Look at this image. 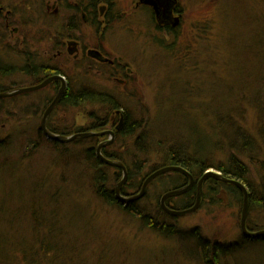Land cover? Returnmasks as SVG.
<instances>
[{"label":"rangeland","instance_id":"rangeland-1","mask_svg":"<svg viewBox=\"0 0 264 264\" xmlns=\"http://www.w3.org/2000/svg\"><path fill=\"white\" fill-rule=\"evenodd\" d=\"M88 1L0 0V6L4 9L0 16V33L7 25L9 31L14 30L16 41V46L8 49L0 42V69L10 72L9 76H0V85H26L29 77L23 70H28L30 74L38 68L54 67L60 68L62 75L70 78L75 91L86 86L88 89L95 88L102 102H85L76 108L61 107L55 125L69 127L72 131L81 128L84 131L82 133H114L113 137L107 134L94 136L97 141L92 144L96 147L111 142L106 146L107 150L120 155L127 165L131 162L130 156L136 157L139 153L134 146L135 135L130 138L119 134L120 130L116 132L111 127L99 128L100 125L99 129H90L97 120L111 118L105 110L111 104L131 105L133 109L128 111L130 122L131 117L140 123L146 122L147 131L153 138L152 142H148L151 148L146 155L147 160L141 164V175L163 165L165 157L161 154L162 150L156 147V140L162 134L175 133L173 122L185 119L181 118V113L186 112L187 118L196 120L200 113L208 111L223 108L231 112L238 101L242 102L235 96H247L251 90L255 92L260 88L258 83L260 77L264 76V63L257 58L251 46L258 32L264 44V0H176L174 4L182 9V18L177 25V32L170 35L153 29L146 11L132 10L136 0H113L117 14L114 13L115 21L105 32L100 25L96 24L95 29L86 25L79 14L76 36L82 46L92 49L95 43H100L111 57L123 63L124 87L113 81L109 68H95L88 59H74L67 53L65 44L68 35L72 34L67 28L73 16L71 5H87ZM54 2L59 5V15L46 11V5ZM90 3L94 1L90 0ZM97 29L102 31L97 32ZM11 42L14 43V40ZM251 50L255 52L253 56ZM58 52L63 54L56 57ZM43 93L40 97L22 95L0 103V142L7 144L3 146L5 151L0 148V166H4V158L9 163L7 167H0V206L4 209L20 207L28 210L32 199L40 196L41 192L38 191H45L46 200L58 192L60 196L57 197L59 203L56 214L59 211L65 217L62 224L68 227L65 231L61 226L62 232H57L66 233L67 243L71 244L68 252L85 258V264H197L185 240L177 237L166 239L135 217L120 212L93 194V180L97 178V173L79 158V154L82 155L83 149L90 144L82 142L69 145L67 155L55 157L48 143L41 139L37 140L41 146L32 152L31 147L38 136L37 129L42 118L39 114L41 100L54 95L50 90ZM242 105L237 118L250 128V132H254V106L245 102ZM34 109H37L36 114H33ZM176 113L180 117L174 116ZM208 117H200L197 126L201 129L207 128L208 124L217 126L215 118ZM219 128L221 131L223 127ZM186 130L190 131L189 128ZM214 133L216 136L217 130ZM257 162L252 160L249 167L254 185L258 182L255 172L259 164ZM100 169L108 185L114 184L116 187L123 177L120 168ZM117 169L120 172L115 176ZM125 169L127 171V167ZM210 170L215 171L214 168ZM115 178L119 180L117 183ZM150 183L148 189L146 187L147 192L145 190L146 197L143 195L136 200L141 210L145 207L153 209L155 198L166 193L165 190H173L178 180L162 176ZM127 190L130 194L135 191ZM217 196L221 199L220 206L214 205L209 197L201 196L199 208L194 213L176 217L171 221L172 224L182 231L198 229L210 239L224 242L237 240L241 210L238 211L236 202L226 194ZM215 199L216 196L213 201ZM56 205L57 202L53 203L54 207ZM19 218L22 223V230L19 231L21 239L31 241L35 231L27 226V215H20ZM13 232L12 228L4 229L6 235ZM39 233L43 235V230ZM260 255L264 258L263 254ZM247 261L249 264H264V259L256 260L253 256Z\"/></svg>","mask_w":264,"mask_h":264},{"label":"trees","instance_id":"trees-1","mask_svg":"<svg viewBox=\"0 0 264 264\" xmlns=\"http://www.w3.org/2000/svg\"><path fill=\"white\" fill-rule=\"evenodd\" d=\"M0 37H4V34L0 33ZM253 39L254 45H256L257 48L254 45L250 46L255 50L257 58L264 63V44L261 42V34L259 32L256 33ZM5 49L8 48L5 47ZM253 50H251L252 56L254 55ZM50 69L51 68L48 67L36 69L35 73H30V75H34V80L29 79L26 85L12 84L7 87L0 85V93L26 88L32 85L37 79L42 82L49 77ZM23 73L29 74L28 70H23ZM9 75V71L4 68L0 69V76ZM258 84L260 86L258 91L252 92L251 90V92H248L247 96L243 94L235 96L242 99V102L238 101V104L234 106L232 105L231 112L229 110L224 111L223 108L222 110L208 111L200 113L196 120H193V117H188V120V114L186 112L181 113V118L184 117L185 119L178 120L172 124L174 125V129L179 131H175L174 134H162L161 137L156 140V147L162 150L161 154L165 157L163 165L159 168L151 169L144 175H141V164H144L145 160H147L146 155L151 148L148 142H152L151 140L153 139L152 135L150 137V133L147 131L148 124L146 122L140 123L136 118L134 120L131 116L132 121L130 122L128 111L132 110L133 107L131 105H117L116 108H122L125 114L119 134L130 138L135 135L134 146L139 150L136 157L135 155L130 156L131 162L127 165L123 163L120 155L109 152L107 147L102 149V154L106 158L121 161L125 167H127L128 179L124 186L125 188L123 187L120 191L121 194L124 195L129 193L125 191L126 189L135 190L132 194H137L146 177L165 166L182 168L195 180H198L205 172L214 168L215 171L221 173L224 177L238 181L247 188L249 192V210L246 220V229L250 232L264 230V76L260 77ZM71 85L72 83L70 82L67 90L63 93L61 99L50 113L46 122L47 129L56 135L70 136L84 132L81 128L72 131L69 127H59L58 125H55L57 113L61 107L76 108L81 103L85 102H102L101 97L90 92L91 89H88V86L75 91L74 87ZM54 91L52 97L41 100L40 105H42V108L39 111L41 116L53 101L58 88H55ZM22 95L25 97H31V95L28 96L26 94H21L11 98L0 99V103L11 101ZM243 102L254 106L256 112L254 113L253 123V128L255 129L254 132H250V128L242 124L237 118V115H239L238 112L243 108ZM221 106L224 107L223 105ZM1 108L2 106L0 105V109ZM36 110L37 109L33 110V114L37 113ZM6 113L12 115L9 111H6ZM176 114L177 115L174 116L180 117L178 113ZM205 115L210 118H215L217 126H209L208 124L207 128L202 129L200 126H197V120L200 117H205ZM8 118H10V116ZM102 123L103 118L101 121L97 120L96 123L92 124L90 130L98 129V126ZM221 126L223 128L220 131L219 127ZM187 128H189L190 131H187ZM216 130L218 134L215 136L214 132ZM37 133L38 136L35 139V142H33V144L31 142L33 145L31 147L33 153L39 148V146H41L38 145L40 143L37 142V140L41 141V139L48 143L50 151L54 156L67 155V147L69 145H77V143L82 142L90 144L83 149L82 155L79 154V158L89 166L90 170L95 169L94 172L97 173V178L93 180V194L97 198L99 197L101 200L105 201L108 205H113L120 212L135 217L141 221L144 226H147L150 230L158 233V235H161L166 239H176L177 237V239L185 240L187 249L189 248L192 253L191 256L195 259L194 263L249 264L250 262L248 263L247 260L250 256H253L256 260L264 259L260 255H264V236L254 239L246 238L240 231L237 240L233 242H224L218 239L205 237L195 228L185 231L180 230L179 227L171 222L176 217L166 214L160 206L159 201L163 194L155 198L153 209L145 207V209L143 208L141 210L137 207V201L128 203L133 204L132 206L124 204L127 207H122V204L115 199L114 184L113 186L108 185V182L102 177L103 175L100 167L109 166L102 163L96 156L95 149L97 145L95 147V144L94 146L92 144L97 141L96 137L78 138L69 143H59L57 141L48 140L43 132L39 130V126ZM4 145L7 144H4V142L1 141L0 148L3 151L6 150L3 147ZM67 157L68 156H66V158ZM4 159L5 160L2 161V165L4 166L0 167H7V165H9L7 159ZM254 159L259 163L255 170L256 177H258V182H256L255 185L249 170L250 163ZM161 176L175 177L178 180L179 185L187 180V178L181 173L172 172L160 175L152 182L156 181ZM118 181L119 180L115 178V183ZM151 184L152 183H150V185ZM178 184L174 186L175 188L177 187L176 189L181 187V185L177 186ZM38 192H41L40 196H36L32 199L31 206L28 210H23L20 207H17L16 209H4L0 206V264H85V258L82 257L81 259L80 255H76L71 251L68 252V248L71 244L67 243L66 233L57 232V230L62 232L60 229L61 226H63L65 231L68 227L67 224H62L64 223L63 221H65V217L61 216L59 211L58 214H56L59 203L57 197L60 195L58 192L54 194L51 192L52 195H50V199L46 200V196L44 195L45 191ZM220 193L226 194L231 200L235 201L238 205V211L240 212L242 207L241 192L234 185L223 183L214 178H207L204 182L203 196H207V198L209 197V200L214 205L220 206L221 199L217 196ZM215 196L216 199L213 201ZM178 199L182 200L173 202L172 199H170L167 200L165 204L172 210L188 209L192 207L196 201V191H189ZM55 202H57V205L54 207L53 203ZM24 214L27 215V219L25 220L27 226L31 231H35L32 240L28 242L23 241L19 235V231L22 230V223L20 222L19 217ZM5 228L9 230L12 228L14 232L10 235H6L4 234ZM42 230L44 236L39 233ZM19 259L21 261H19Z\"/></svg>","mask_w":264,"mask_h":264},{"label":"flooded vegetation","instance_id":"flooded-vegetation-1","mask_svg":"<svg viewBox=\"0 0 264 264\" xmlns=\"http://www.w3.org/2000/svg\"><path fill=\"white\" fill-rule=\"evenodd\" d=\"M93 1H94V3H90V0H89L87 5H85L84 3L83 4L82 3H77V4L73 3V5H71V8H72L71 13L73 14V16L71 17L70 22L67 23V28L70 31H72V34L68 35V38H67V41L65 44L66 49H67V53L69 55H72L74 59H77L80 57L88 59L91 62L92 66L95 68L97 66H99V67L103 66V67L109 68L111 70L110 76H112L113 81L115 83H117L119 86L124 87L126 82L123 80L125 77V72L123 70L125 66L123 65V63H120L117 60V58L111 57L105 51L104 46L100 43L99 44L95 43V45L92 49H86V47L82 46L79 38L76 36V31L78 30L77 21L79 18V14H80V19H82L86 25H90V27L92 29L97 28L96 24L100 25L101 29L104 30L103 32L108 30V27L111 25L112 21H115L114 13L117 14V11H114V8L116 6L115 1H113V0H93ZM159 1L160 2L158 3V10H157L158 13L154 10V8L152 6L141 3L140 0H136L135 2H133L131 8H132V10H135V11H146L148 14V17H149V22L152 23L153 29H155L159 32L163 31L165 33H168L169 35L176 33L177 32V26H175L176 19H178L179 23L181 22L182 9L179 8V6L177 4H174L176 0H159ZM49 3L46 5V11L48 13L52 12L53 14L59 15L60 14V8L58 7L59 5H57V3H55V2L52 5H49ZM96 4H97V7H96ZM3 10H4L3 7L0 6V16L2 15ZM122 14L124 16L123 12H122ZM8 29L9 28L6 25L3 28V31H5V32L1 31V33L4 34V37H2V38L0 37V42H2V45L5 46L6 48H11L12 46H16V43H15L16 41L14 39L15 38L14 30L9 31ZM127 29L129 30V27ZM99 30L100 29H97V32H99ZM102 30H100V31H102ZM6 33L9 34L10 37ZM11 40L12 41L14 40V43H12ZM7 42H8V44H6ZM9 42H10V44H9ZM62 54H63L62 52H58L56 57H60ZM48 68H51L50 69V75L58 76L64 80V83L66 84V88H65V91H66L68 85L71 82L70 78L67 79V77L63 76L60 68H54V67H48ZM28 79L34 80V75L30 76ZM44 81H46V80H44ZM44 81L41 82V81H39V79H37L35 82L32 83V85H30L28 87L38 86V85L42 84ZM61 85H62V82L60 80H54V81H51L50 83H48L43 88H41L37 91H34V92L26 93V95H28V96L31 95V97H34V96L40 97L44 94L43 92L46 90H50L52 93H54L55 92L54 89L58 88V91H59V89L61 88ZM91 90H92L93 94L97 93L95 88H91ZM58 91H57V93H58ZM104 99H107V98H104ZM116 107H117V105L113 104L110 107L105 108L108 116L110 115L111 118L103 119V123L100 125L99 128L104 129L106 127H111L116 132H118L120 130V127H122V121H123L125 114H124V111L122 108H120V110H118V109H116ZM113 109H115V110L112 111ZM117 115H118V117L115 119L114 117ZM113 161H117V160H113ZM118 172H120L119 169H117L114 172L115 176L118 174ZM204 182L202 183V196H203V192H204ZM188 183H189L188 179L186 181H183V183L180 184L181 187L178 189L184 188L185 186L188 185ZM174 188L175 187H173V190H177L176 188L175 189ZM147 189H148V187H147ZM147 189H146V191H147ZM173 190H166V191L169 192V191H173ZM125 191H129V190L126 189ZM189 191H196V196H197V191H198V181L197 180H195L193 182V185L191 186V188L187 192H189ZM120 194H121V192H120ZM184 194H182V195H184ZM121 195L123 197L131 196L130 193H127L124 195L121 194ZM182 195L177 196V197L167 198L165 200V202L167 200H170V199H172L173 202L174 201L178 202L177 200H182V199H178ZM162 196H161V198H162ZM161 198H160V200H161ZM159 203H160V201H159ZM132 205L133 204H128L127 206H132ZM121 206L127 207L125 205H121Z\"/></svg>","mask_w":264,"mask_h":264},{"label":"water","instance_id":"water-1","mask_svg":"<svg viewBox=\"0 0 264 264\" xmlns=\"http://www.w3.org/2000/svg\"><path fill=\"white\" fill-rule=\"evenodd\" d=\"M141 3H144L146 5H150L154 8V10L158 13V7L157 4L160 2L159 0H140ZM179 23L178 19H176V24L175 26H177ZM55 80H60L62 82L61 88L59 89L57 95L55 96V98L53 99V101L51 102V104L47 107V109L45 110V112L42 115L41 121H40V129L43 132V134L45 135V137L50 140V141H57L59 143H69L75 139H82V138H88V137H94V136H104L105 134L113 137L114 133L112 132H102V133H95V132H85V133H77V134H73L70 136H62V135H56L52 132H50L47 127H46V122L47 119L50 115V113L52 112V110L56 107V105L58 104L59 100L61 99L64 91H65V83L64 80L60 77L56 78ZM54 81V80H52ZM50 81H45L42 84L35 86V87H27V88H21V89H17V90H13V91H9V92H4V93H0V99H4V98H11V97H15L21 94H26V93H30V92H34L37 91L41 88H43L46 84H48ZM109 144H111V142H104L99 144L96 149V156L97 158L104 163L105 165L109 166V167H117L123 170V177L122 179L117 183L116 187H115V196L116 199L119 200V202L121 204H128V203H132L140 198L143 197V195L145 194V190L146 187L148 186V184L154 180L156 177L163 175L165 173H170V172H178L181 173L182 175H184L188 180L189 183L187 186H185L184 188L181 189H177V190H173V191H169L167 193H165L161 200H160V206L162 208V210L172 216V217H183L185 215L194 213L200 205V199L202 196V183L204 182V180H206L207 178H214L218 181H221L223 183L226 184H231L234 185L242 194V207H241V218H240V231L241 234L246 237V238H258L260 236H264V230H260L257 232H250L246 229V220L248 217V190L246 189V187L244 185H242L240 182L232 180V179H228L226 177H224L221 173L214 171V170H209L206 173H204L201 177V179L198 182V191H197V196H196V201L195 204L188 208V209H184V210H172L169 209L166 205H165V200L167 198H172V197H177L180 196L184 193H186L191 186L193 185L194 179L193 177L186 172L185 170H183L182 168L176 167V166H167V167H163L161 169H158L157 171H154L153 173H151L143 182V185L141 187V190L138 194L132 196V197H123L120 194V189L121 187L126 183L127 181V171L124 167L123 164H121L118 161H113L110 160L108 158H106L103 154H102V149L105 148L106 146H108Z\"/></svg>","mask_w":264,"mask_h":264},{"label":"bare ground","instance_id":"bare-ground-1","mask_svg":"<svg viewBox=\"0 0 264 264\" xmlns=\"http://www.w3.org/2000/svg\"><path fill=\"white\" fill-rule=\"evenodd\" d=\"M157 7H158V4H157ZM26 76L30 77V76H32V75L27 74ZM56 78H58V76H52V75H49V77L46 79V81H50V82H51L52 80H55ZM44 82H45V81H44ZM50 82H49V83H50ZM46 85H47V84H46ZM46 85H45V86H46ZM39 130H41V129H40V125H39Z\"/></svg>","mask_w":264,"mask_h":264}]
</instances>
